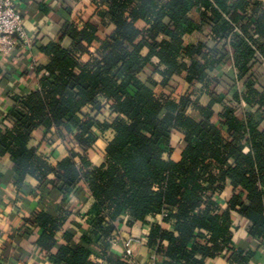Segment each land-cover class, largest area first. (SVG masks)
Returning a JSON list of instances; mask_svg holds the SVG:
<instances>
[{"label":"trees","instance_id":"16d2710c","mask_svg":"<svg viewBox=\"0 0 264 264\" xmlns=\"http://www.w3.org/2000/svg\"><path fill=\"white\" fill-rule=\"evenodd\" d=\"M96 14L113 31L102 37L90 20H67L60 41L40 48L49 61L35 67L39 88L15 94L0 119V156L14 161L18 184L34 178L41 201L57 194L34 217L43 229L37 247L52 264H99L94 253L133 264L110 252L108 238L125 221L130 229L149 224L147 246L163 264H204L224 251L230 260L248 257L232 243L231 212L262 245L264 0H100ZM195 32L207 40L192 41ZM229 62L235 77L217 90L226 81L209 72ZM38 129L42 143L62 140L68 156L30 145ZM99 139L103 160L94 163ZM89 199L88 226L66 228Z\"/></svg>","mask_w":264,"mask_h":264},{"label":"crops","instance_id":"0c3cea01","mask_svg":"<svg viewBox=\"0 0 264 264\" xmlns=\"http://www.w3.org/2000/svg\"><path fill=\"white\" fill-rule=\"evenodd\" d=\"M14 1L22 11L27 34L32 42L30 46L19 42L9 55L0 56V119L12 106L15 94L39 88V79L35 67L45 65L49 61L48 56L40 48L50 42L60 41L63 25L67 20L73 19L80 26L83 24L82 19L84 21L90 20L99 25V34L102 37H105L114 29V24L109 23L105 26L102 24L103 19L96 14V7L100 0ZM193 13L195 19H199V9H194ZM137 25L145 27L147 23L139 20ZM200 38L207 40L206 36L200 32H195L192 35V41H197ZM70 42L69 37H65L61 41L64 47H67ZM98 44L99 42H95V45ZM209 45L213 46V42L209 41ZM209 73L226 81L217 88V90L223 91L229 88L227 83L235 77V69L231 62L221 65ZM184 84L182 81L178 93L183 89ZM210 99L211 97L207 94L201 96L203 104H208ZM222 110L223 106L221 104L214 105V121L216 123L219 121ZM44 133L43 129H38L30 140V145L41 144L40 149L44 153H52L57 157V160L68 156V149L59 138H53L55 140L54 145L45 143V141L42 143ZM112 136L113 134L109 132L107 134L108 140ZM173 137V144L176 146L177 151H181L182 135L175 132ZM105 144V141L99 139L97 142L98 152H90V157L94 163H100L103 160L102 150ZM13 167L14 161L9 155L0 156V264H52L48 261L46 254L42 253L37 247L36 241L43 229L34 222V217L45 208L43 203L50 204L52 201H57V194L53 192L41 201L42 194L32 193L37 187V181L32 177H26L23 184H18L16 181L18 175L14 172ZM232 191V186L228 185L219 197L224 208ZM91 204L92 201L89 199L85 205L78 207V209L80 208L79 212L74 211L72 213L65 224L66 228L77 229L78 225L87 227L89 224L87 214L92 206ZM231 216L232 243L235 248L245 253L249 252L248 257H239L237 261H234L230 260L229 254L224 251L217 257L205 259L204 264H264V243L260 245L258 241L252 240L248 233L249 221L236 211H232ZM118 225L123 237L135 234L136 237L141 238L140 243L135 245V255L132 263L147 264L152 253V249L147 246L145 237L149 224L145 226L137 225L133 229L128 228L125 221L118 222ZM77 235H80V230H78ZM110 252L114 255V258H119L120 261H128L122 256V244L111 246ZM99 256L94 253L92 258L97 260L99 264H114ZM164 260L163 255H158V264H163Z\"/></svg>","mask_w":264,"mask_h":264},{"label":"built area","instance_id":"2783aa9c","mask_svg":"<svg viewBox=\"0 0 264 264\" xmlns=\"http://www.w3.org/2000/svg\"><path fill=\"white\" fill-rule=\"evenodd\" d=\"M21 42L30 46L31 39L27 34L25 19L22 11L14 0H0V56H7ZM112 246L122 244V256L125 259H134L135 245L141 238L136 236L123 237L120 232L108 238ZM158 255L151 253L147 264H156Z\"/></svg>","mask_w":264,"mask_h":264}]
</instances>
